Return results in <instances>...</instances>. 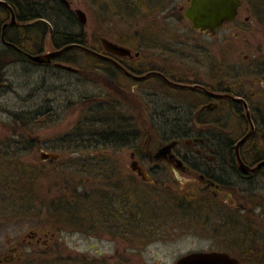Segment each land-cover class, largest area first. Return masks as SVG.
<instances>
[{"label": "flooded vegetation", "instance_id": "1", "mask_svg": "<svg viewBox=\"0 0 264 264\" xmlns=\"http://www.w3.org/2000/svg\"><path fill=\"white\" fill-rule=\"evenodd\" d=\"M59 1L77 19L75 10L78 8L74 7V1ZM154 1L145 3L151 15L142 22L135 17L141 9L122 7L127 12L129 9L136 12L128 13L130 17L121 23L126 28L119 30L118 35L114 32L116 38L100 36L96 45L84 30L85 44L77 46L114 65L135 83H148L158 93L174 98L175 105L166 110H158L155 104L143 108L148 115L159 113L166 121L160 127L172 132L157 138L154 152L146 148L143 154L131 153L125 161L117 155L100 156L99 171H88L86 180L88 219L83 221L82 228L76 225L69 231L84 234L88 251L96 247L88 241L91 238L107 240L111 254L103 257L97 252L95 261L99 264H197L191 261L196 255L214 253L225 255V264H264V164L259 166L264 157L240 154L242 163L249 169L241 167L234 148L241 137L233 142L229 132L222 136L217 134L221 124L213 117L220 104L233 101L226 95H238L230 93V88L218 89L203 80H185L173 74L166 52L171 41L179 43L180 34L166 29L164 22L165 16H174L192 34L215 39L220 31L229 30L237 22L239 30L246 31L250 14L240 0L233 21L223 22L212 31L202 30L194 28L184 16L191 0H184L176 7L172 4L174 0ZM134 19L137 21L129 28ZM102 38L127 48L130 53L108 52ZM209 46L206 51L215 58L214 43ZM192 47L195 51L200 48L194 44ZM59 63L53 59L49 64L75 72L56 66ZM214 63L215 59L211 65ZM120 101L121 108L128 103L123 98ZM128 104L135 110L133 103ZM169 114L176 116L167 118ZM138 128L139 125L132 124L136 132L132 134L131 143L135 146L141 140H149V133L139 136ZM187 129L194 131L187 134ZM168 144H173L170 153L155 154ZM247 144L248 152L253 150L254 144L249 138L240 145L239 153ZM227 150L233 154H228ZM132 162L142 169V174L132 168ZM175 169L190 177L183 188ZM6 224L0 220V225ZM36 224L26 234L14 238L6 235L7 239L0 246V264H44V254L63 253L65 247L59 236L62 230L45 227L43 219L36 220ZM83 257L82 264H92L89 254ZM183 259L185 262L180 263Z\"/></svg>", "mask_w": 264, "mask_h": 264}, {"label": "rangeland", "instance_id": "2", "mask_svg": "<svg viewBox=\"0 0 264 264\" xmlns=\"http://www.w3.org/2000/svg\"><path fill=\"white\" fill-rule=\"evenodd\" d=\"M73 1L74 7L83 10L86 14L87 22L83 28L91 36L92 41L96 39V29L100 28L103 33H107L109 37L113 39L116 38L118 31H122L126 28L124 27L125 25L121 23L130 17L128 13L131 12V14H135L136 12L132 9H129L130 11L127 12L118 7L114 8L110 3L108 4L105 2L107 0ZM147 1L148 3L151 2V0ZM251 1L243 0L247 12L250 14V22L247 25L246 31L239 30V22H237L232 25L229 30L220 31L215 39H210L203 35L192 34L185 27L184 23L178 21L174 16H165L166 21L164 20V22H166V29H172L180 34L179 43L171 41V47L166 52V57L171 62L169 65H171V69L174 71L172 72L173 74L181 75L185 80H203L218 89L230 88L235 93L248 94V96L252 98L253 108V106L261 104L258 97L264 95V18L257 14L258 10ZM153 2L155 1L153 0ZM183 3L184 0H174L172 2L175 7ZM145 11L147 12L146 14L137 11L135 17L138 18V22L145 21L150 17V10L146 9ZM3 17L4 16H0L1 19ZM160 17L164 16L161 15ZM10 21L9 15L6 23ZM135 21L137 20L134 19L129 28L132 27ZM79 30L80 28H78V26H74L72 29L73 32H78ZM109 31L113 32L110 33ZM114 32L117 33V35ZM143 33L144 32H141V34ZM213 43L215 47V58L208 55L206 51V49L211 48L209 45ZM193 44L200 46L199 50L196 49L195 51L192 47ZM3 46L4 44L0 41V50L3 49ZM53 50H55V47L50 44V38L47 35L41 53ZM214 59L216 63L211 65ZM52 69L53 67L47 68L29 63L9 65L2 69V72H0V135H2V131L9 126V112H15L22 107L32 108L40 104L42 105L45 101L46 105L52 108V112L50 115H47L50 116V118L45 119V116L38 122L37 126L41 128L38 130L37 135L41 142L43 141V146H49L52 143H59L61 141L60 139L63 138L62 135L74 130L81 117H84L82 112L85 109V102H79L78 100L81 96H86L88 98L91 96L92 98L107 96L111 97V100L116 105L118 102L119 105L117 106L121 105L119 96L113 95L112 93L109 94V92L107 93L105 91L107 89L105 86H99V84L95 82L85 80L83 76L65 75L61 72L59 73L57 69ZM4 79H7L6 83H4ZM41 80H43L42 84L40 83ZM123 83L129 87L133 93L135 98V110L131 108L132 106L128 104L131 102L128 101V103H124L122 108L117 107L115 111H122L123 115L121 117L124 121L133 118L136 125L142 128L144 127L143 125H145L148 128V132L151 130L148 134L149 140L147 142L146 140H143V142L141 140L136 148L129 147L119 149L113 154L108 153L105 149L91 150L88 155L63 153L58 159L60 162L58 167L50 163V159H40L41 152L55 153L52 150L49 151L45 148L30 150L23 160L30 164H37L40 175L38 174L33 185L29 186V188H31L29 189V193L32 192L33 189L32 193L38 192L36 195L38 199L40 198V194L41 198L44 200H49L51 197L58 198L60 194L64 192L61 193L60 178H57L58 188L54 187L53 190L51 189V184L56 181L55 176L57 175V172L53 171V169L68 171L67 164H71L74 166V169L78 171V164L82 165L87 161H98L100 156L103 155H117L121 157L120 159H124L123 161H125L131 153L143 154L146 148L154 152L157 148V138L166 136L172 132L169 128H161V125L166 121L159 113L148 115L144 112L143 108L146 105L150 106L155 104L158 110H166V108L168 109V107L175 105V99L166 96L164 93H158L157 89L145 82L135 83L134 81L130 82L124 79ZM48 86L52 88L48 90ZM141 92L146 96L142 95ZM27 94L32 96L31 100H27ZM30 96L29 99L31 98ZM86 103H89V101H86ZM252 108H249V113L253 116ZM136 110L141 113L137 116L135 114L132 115V111L136 112ZM214 114L213 117L219 119L221 124L220 130H216V133L220 136H222V133L229 132V139L234 140L238 136L248 133L250 130L248 121L245 123L240 117L235 116L233 111H231L226 104H220ZM175 116L174 114H169L167 118ZM253 122L254 130L250 137V142L254 144V151L252 152L261 155L264 154V133H261L258 128V120H254ZM152 124L155 125L152 126ZM165 126L169 127L168 125ZM254 153L249 154L254 155ZM257 156L258 155H256V157ZM96 170L99 171L98 169ZM89 171H91V169ZM64 175L65 180L72 179L79 184L77 187L78 192L85 191L86 180L89 177L87 171L77 178H72L73 174L69 173ZM40 188L42 191L41 193L39 192ZM54 191H57V193L51 195ZM9 201H6L7 204L5 203L7 206L12 204V201ZM39 203L40 201H38V204H35V206H28V208L30 207L28 210H22L21 206L20 208L18 207L17 210H14V207L10 206L8 212L0 210V220L8 223L6 225H0V246H2V243L7 239L6 235L14 238L20 234H26L29 229H33L35 225H37L36 220L43 219V211L41 210L38 213L36 209V206L40 207ZM2 207L3 204H0V208ZM47 225L50 226L49 224ZM69 228L60 227L62 232H59V236L65 247L63 253L53 255L44 254V261L47 263L50 262L51 264H60L63 260L71 261L69 260L71 258L75 260L74 258L77 256L83 257V254L87 253L89 254L88 260L92 264H99L95 261V257L98 256L97 252H100L103 257H108V255L111 254L110 244L107 240H96L91 238L88 241L96 247L88 251L87 240L84 234L81 232H70Z\"/></svg>", "mask_w": 264, "mask_h": 264}, {"label": "trees", "instance_id": "3", "mask_svg": "<svg viewBox=\"0 0 264 264\" xmlns=\"http://www.w3.org/2000/svg\"><path fill=\"white\" fill-rule=\"evenodd\" d=\"M5 1L14 11L17 22L11 27H6L4 31V40L9 44H4L3 49L0 50V72H2L4 67L9 65L29 63L38 66L30 62L26 54L41 53L43 43L48 35L50 44L55 48H63L71 44L74 45L67 48L54 61L68 64L75 68L76 72L61 70L52 64H43L41 66L47 68L53 67V69H57L59 73L61 72L65 75L83 76L85 80L95 82L99 86H105L107 93L118 95L119 99L123 98L133 103V105L135 104L133 93L123 83L124 79L130 82H133V80L101 57L84 51L77 46L85 44L84 28L74 14L59 0ZM105 2L110 3L114 8L134 7L137 10L141 9L140 12L146 10L145 5L147 4V0H107ZM251 2L254 3L255 8L258 10L257 14L264 18V0H253ZM9 15L7 8L0 5V16H4L2 19L0 18V35L2 25L7 21ZM74 26H78L80 30L73 32L72 29ZM96 31V39L92 42L97 45L99 43L98 37L107 34L103 33L101 28L96 29ZM4 80V83H6L7 79ZM43 80H41V84ZM51 88V86H48V90ZM230 93L242 97L246 101L248 109L252 108V98L248 94H238L232 89H230ZM29 96L30 94L26 95V98L28 97L27 100L32 99V96H30V99ZM187 97L190 96L187 95ZM78 100L79 102H85V109L82 112L84 117H81L74 130L62 135L63 138L60 139L61 141L59 143H52L49 146H43V141L41 142L37 135L38 130L41 128H38V122L41 121L42 117L46 116L45 119L50 118L47 115H50L52 112V108L47 106L45 101L42 105H33L34 107L32 108L22 107L15 112H9V126L0 135V204H3L0 210L3 212L9 211L10 207L6 205V201L9 200L12 201L10 206L14 207V210H17L20 206L22 210H28L30 208L28 206H35L40 201V207L36 206V209L38 213L41 210L43 211V225L45 227L59 229L60 227H70L72 229L76 225L80 228L83 227V221L88 219V201L86 200L85 191L78 192L77 187L79 184L72 179L65 180L64 174H73L72 178H77L90 169H100L98 166L100 163L98 161H87L82 165L78 164V171L71 164H67L68 171L53 169V171L57 172V175L55 176L56 181L51 184V189L53 190L54 187L58 188L57 178H60L61 193H64L60 194L58 198L51 197L49 200H44L41 198V194L38 199L36 196L38 192L32 193L33 189L29 193V189H31L29 186L33 185L36 176L40 173L39 167L35 163L30 164L23 160L27 152L37 148L52 150L59 155H63V153L88 155L91 150L95 151L97 149H105L108 153L113 154L119 149L136 148L131 143L132 134L136 132L132 130V124H134L133 118L127 121L123 120L121 117L123 115L122 111H115L117 107L119 108L117 106L119 105L118 102L116 105L111 100V97L107 96L93 98L92 96L89 98L81 96ZM258 100L261 101V104L253 106V116L251 115V119L252 121L258 120V128L261 133H264V95L259 96ZM86 101H89V103H86ZM225 104L233 111L235 116L240 117L243 122H247L241 103L227 100ZM140 113L136 110L132 115L135 114L137 116ZM147 129L146 126L143 128L139 126V136L143 132L150 133L151 130L148 132ZM193 131L187 129L185 132L188 134ZM243 135L238 136L233 142H236ZM227 148L229 149L228 146ZM248 148V144L246 147L243 145L240 154L248 155L249 153H254L252 152L253 150L248 152ZM227 153L233 154V152H229L228 150ZM254 155L264 157V154L260 155L256 154V152ZM49 162L55 164L56 167L60 164L59 160H50ZM39 192H42L41 188ZM56 193L57 191H54L51 195ZM75 220H79L80 223ZM74 259H69L71 261L63 260L60 264H82L84 257L77 256ZM44 264L51 263L44 261Z\"/></svg>", "mask_w": 264, "mask_h": 264}, {"label": "water", "instance_id": "4", "mask_svg": "<svg viewBox=\"0 0 264 264\" xmlns=\"http://www.w3.org/2000/svg\"><path fill=\"white\" fill-rule=\"evenodd\" d=\"M0 4L4 5L10 12L11 21L3 25V31L1 33V40L4 43L9 44L5 42L4 40V28L6 26H11L15 24L16 18H15V14L12 8L6 2L0 0ZM66 5L67 7H69L68 3H66ZM240 5H241L240 0H191L190 5L184 11V16L192 23L194 28L202 29V30L208 29L212 31L215 28L219 27L223 22L233 21L236 17L237 10ZM75 13H76L78 21L82 25H85L87 22V18H86V14L84 13V11L78 8L75 10ZM101 42L104 48L110 53L118 54V55H127L130 53L127 48L121 45H118L112 41H109L105 38H102ZM71 46L73 45H69L62 49H56V50L46 52V53H41V54H35V55L27 54L26 56L33 63L40 64V65L47 64V63H50L52 59H54L56 56L61 54L66 48L71 47ZM93 52L94 51H92V53ZM56 66L65 68L67 70L75 71V69H73L72 67L66 66L63 64H56ZM180 86L188 87L186 85H180ZM226 96L235 102H241L243 104V109L245 111V117L250 126L249 132L246 133L240 140H238L234 146L235 155L237 156V160L239 164L241 165L243 169H249V167L245 166L241 161L240 154H239V147L245 140H247L248 138L252 136L253 130H254V123L250 117L249 109L244 99L240 97H235L232 95H226ZM172 145L173 144H168L165 147H162L161 149L156 151L155 154L162 155L165 153H170V150L173 147ZM58 158H59V155L56 153H48V152L40 153L41 160H48V159L57 160ZM263 164H264V161L260 163L259 166ZM135 165H136V162H132V168L134 170H137L139 174H142V169L140 167H136ZM196 256L191 261H194L197 264H225V262L227 263V259L225 255L214 253V254H199ZM185 260L186 259L181 260L180 263H184Z\"/></svg>", "mask_w": 264, "mask_h": 264}, {"label": "clouds", "instance_id": "5", "mask_svg": "<svg viewBox=\"0 0 264 264\" xmlns=\"http://www.w3.org/2000/svg\"><path fill=\"white\" fill-rule=\"evenodd\" d=\"M174 173L176 174L177 180L179 181L181 188H183L184 185L190 182V177L181 174L179 169H175Z\"/></svg>", "mask_w": 264, "mask_h": 264}, {"label": "bare ground", "instance_id": "6", "mask_svg": "<svg viewBox=\"0 0 264 264\" xmlns=\"http://www.w3.org/2000/svg\"><path fill=\"white\" fill-rule=\"evenodd\" d=\"M240 97V96H239ZM240 98H242V97H240ZM243 99V98H242ZM246 134V133H245ZM254 151V150H253Z\"/></svg>", "mask_w": 264, "mask_h": 264}]
</instances>
